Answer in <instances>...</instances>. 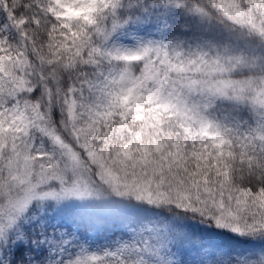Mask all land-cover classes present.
Wrapping results in <instances>:
<instances>
[{
    "label": "snow or ice",
    "instance_id": "6c2138e0",
    "mask_svg": "<svg viewBox=\"0 0 264 264\" xmlns=\"http://www.w3.org/2000/svg\"><path fill=\"white\" fill-rule=\"evenodd\" d=\"M0 264H264V0H0Z\"/></svg>",
    "mask_w": 264,
    "mask_h": 264
}]
</instances>
